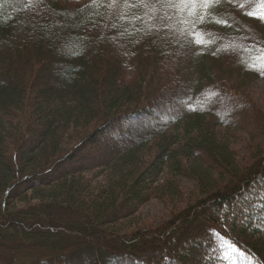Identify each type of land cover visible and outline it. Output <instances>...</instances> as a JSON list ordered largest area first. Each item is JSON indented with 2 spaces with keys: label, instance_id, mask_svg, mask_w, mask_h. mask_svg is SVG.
I'll return each instance as SVG.
<instances>
[{
  "label": "trees",
  "instance_id": "1",
  "mask_svg": "<svg viewBox=\"0 0 264 264\" xmlns=\"http://www.w3.org/2000/svg\"><path fill=\"white\" fill-rule=\"evenodd\" d=\"M174 4L0 0V264H230V215L259 223L242 196L264 178V5ZM151 199L167 220L128 227Z\"/></svg>",
  "mask_w": 264,
  "mask_h": 264
},
{
  "label": "rangeland",
  "instance_id": "2",
  "mask_svg": "<svg viewBox=\"0 0 264 264\" xmlns=\"http://www.w3.org/2000/svg\"><path fill=\"white\" fill-rule=\"evenodd\" d=\"M75 1V0H71ZM173 7H170L167 11H171ZM182 14L183 5L179 6L177 11ZM249 96H252L255 100V104L259 107V110L264 115V79H256L249 83L248 86ZM141 125L144 123H159L163 121V116L153 114L151 116H141ZM124 128V127H123ZM130 130L126 129V132L112 138V141L124 138L129 134ZM234 134V133H233ZM249 131L246 132H235L231 137V146L235 154L239 157V162L242 164L247 162V159L251 156V147L255 143H261L260 139L251 136ZM234 136V137H233ZM251 136V137H250ZM107 139H109L107 137ZM107 142V141H106ZM105 143L100 147L90 148L93 153L99 152L100 150L110 148L111 143ZM182 187L186 191L185 194L195 195L196 187L194 182L189 179L182 180ZM244 198L247 200L248 205L252 203V206L256 208L261 220L254 222L253 225L243 232L246 223L245 219H236V225L230 224L234 214L230 215L229 221L227 222L228 236L221 237L222 239V259H226L230 264H252L251 258L257 260L254 264H264V178L258 179L253 183ZM242 196V197H243ZM192 197V196H191ZM191 199V198H190ZM244 199V200H245ZM168 204L162 200L151 199L142 204L135 216L128 221H125L126 225L133 226V224H140L142 226L157 227L162 224L169 217ZM123 226V225H120ZM257 230V231H254ZM250 255V259H246L245 256ZM241 259V261H240Z\"/></svg>",
  "mask_w": 264,
  "mask_h": 264
},
{
  "label": "snow or ice",
  "instance_id": "3",
  "mask_svg": "<svg viewBox=\"0 0 264 264\" xmlns=\"http://www.w3.org/2000/svg\"><path fill=\"white\" fill-rule=\"evenodd\" d=\"M167 2L169 4H172L173 6H175L174 0H167ZM178 3L180 5H183V6H186V7H191V6H195V5H201V6H204V7H208L212 3H214V0H178ZM260 3L262 5H264V0H260ZM248 15H256V14L249 12ZM257 18L258 19L259 18H264V12H262L260 15H258ZM201 20H203V17H201Z\"/></svg>",
  "mask_w": 264,
  "mask_h": 264
}]
</instances>
